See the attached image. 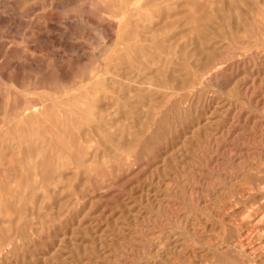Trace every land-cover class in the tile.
Returning a JSON list of instances; mask_svg holds the SVG:
<instances>
[{
  "label": "rangeland",
  "instance_id": "obj_1",
  "mask_svg": "<svg viewBox=\"0 0 264 264\" xmlns=\"http://www.w3.org/2000/svg\"><path fill=\"white\" fill-rule=\"evenodd\" d=\"M0 264H264V0H0Z\"/></svg>",
  "mask_w": 264,
  "mask_h": 264
}]
</instances>
